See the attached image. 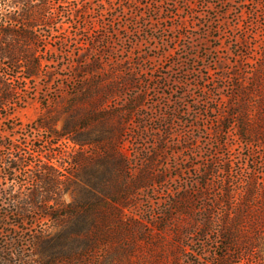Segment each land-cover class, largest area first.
<instances>
[{
	"label": "rangeland",
	"instance_id": "obj_1",
	"mask_svg": "<svg viewBox=\"0 0 264 264\" xmlns=\"http://www.w3.org/2000/svg\"><path fill=\"white\" fill-rule=\"evenodd\" d=\"M16 2L0 0V28L11 18L34 25L40 74L27 82L0 59V72L21 77L20 100L0 111V264H45L38 243L47 226L62 233L55 264H213L226 251L221 221L252 190L250 219L264 237V76L255 75L264 0H29V10ZM89 86L91 100H106L93 107ZM234 109L253 126L252 142L239 135ZM82 152L89 159L71 165ZM18 157L31 165L9 169ZM40 159L66 169L64 201L88 203L76 221L52 227L29 204ZM119 182L114 200L105 190ZM109 199L127 204L120 222L85 250L88 225L114 216L89 204ZM257 255L232 254L231 264Z\"/></svg>",
	"mask_w": 264,
	"mask_h": 264
},
{
	"label": "trees",
	"instance_id": "obj_2",
	"mask_svg": "<svg viewBox=\"0 0 264 264\" xmlns=\"http://www.w3.org/2000/svg\"><path fill=\"white\" fill-rule=\"evenodd\" d=\"M16 3L22 4L28 10L33 7L30 6L29 0H17ZM40 3L45 4V2ZM37 6H40V4ZM7 14L8 13H4V15ZM33 27V24H27L15 18H11L9 28L8 26L6 28H0L2 37L1 40H3L0 41V59L8 61V63L14 69H22V73L24 74L22 78H24L27 82L31 81L33 78H37L40 74V65L35 61V54L29 46V42L33 39L31 35V29H33ZM261 57V60L263 61L257 66V71L255 72V75L260 79L262 76H264V40L261 49ZM96 68L97 66L93 67V70ZM89 70H91L90 67ZM17 74L18 72H16L15 75L0 72V111L7 106L8 102L16 103L17 100H20V97H15V93H18L20 90L19 87H14V83H16V81L21 78ZM256 84L259 83L256 82ZM240 86L241 85L238 82L232 83V87L235 89L239 90ZM95 92H97L95 87L93 92V87L89 86V88L86 89V92L84 93L85 98L88 97L86 101H90L91 99L89 97L93 98L95 96ZM105 100V97H101V99H98V101L91 100V104L94 107L96 106V103L98 104L104 102ZM238 102L239 104L235 102L231 106L235 108L240 105V98ZM244 115L245 114L243 111L241 112L239 109H234V112L231 113L232 118H236L234 125L238 127L239 135L248 142H252L255 138V132L253 131V126L250 128L246 127L245 123L248 121V119L243 123L242 117H244ZM41 127L49 129L48 125L46 124L42 125ZM54 134L56 135V139L59 141L66 134H68V132L66 133L64 130L54 131ZM261 136L263 137L264 133H261ZM111 143L110 150L116 151L117 139H113ZM100 148H104L105 150L107 149V147L103 146ZM84 153H76L78 159H72L71 165H80L84 161L88 160L89 157L85 156ZM15 160H17L14 161L15 163H9V169H17L18 161L22 162L24 167L31 165V163L26 164L24 160H21V157H18ZM40 163L41 164L39 167H37L38 173H36V171L31 173V178L36 181L37 189H34L28 193L27 198L30 199L29 204H31L34 209L41 211V217L46 219L52 227L60 226L64 223V221H76V219L79 217V214L82 213V210L88 206V203L82 204L81 202L64 201L62 195L67 191L69 185L68 182L70 180L69 175L65 174L66 169H61L62 165L55 166L54 164L49 163V161L46 162L41 159ZM30 171L32 170L30 169ZM121 183L122 182H119L115 189H108L107 191L105 190L107 195L112 196L115 200V198L119 196L120 192H122L121 189L123 188ZM139 184L140 183H135L131 190L128 188V192L132 193L134 190L141 187ZM246 195L247 197L244 199V201H242L243 203L241 204L238 213H235L232 217L227 215V217H225L219 225L218 235L223 239L221 244L224 245L223 248H225L226 251L217 257L213 264H231L232 254H238V259L242 258V260L247 256L258 254L257 257L259 259L257 260L259 261L252 262L250 264H264V237L259 235L262 223L251 221L250 219V213L252 211L250 203L252 196L254 195L253 190L246 193ZM46 204H49L51 207L47 208ZM97 204L105 205V210L108 212L112 211L114 216L112 218L103 216L100 221L95 220L88 225L86 229L88 231L93 229L91 235L94 234L91 240L88 241L89 243L85 248V250L88 251L95 249L99 240L102 239L103 236L101 230L103 228L117 225V223L120 222V219L117 217L118 215H116V212H119L118 206L121 205L123 207L127 205L124 203V201L117 202L109 199V201L106 200L105 202L101 201L90 203L89 209L97 207ZM254 229L259 232L257 233ZM50 230L51 227L49 226L41 229L40 233L42 236L40 237V242L38 243L39 246H41V249H43V253L40 254L39 261H43L45 264H55V261H57L56 259L59 258V256L56 257V253L52 251L51 248H53L55 243L59 240V237L62 236V233L51 236ZM81 230L75 229L73 232L79 234ZM252 231H254L255 235H257L255 239H252L250 236V234L253 233Z\"/></svg>",
	"mask_w": 264,
	"mask_h": 264
}]
</instances>
